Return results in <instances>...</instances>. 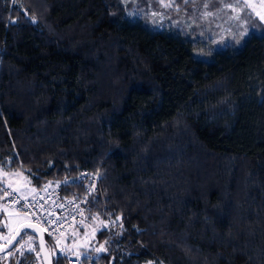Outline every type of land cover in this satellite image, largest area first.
Listing matches in <instances>:
<instances>
[{"label":"trees","instance_id":"16d2710c","mask_svg":"<svg viewBox=\"0 0 264 264\" xmlns=\"http://www.w3.org/2000/svg\"><path fill=\"white\" fill-rule=\"evenodd\" d=\"M205 1L159 28L156 0H0V162L35 188L99 173L84 264H264V30L204 48L179 18Z\"/></svg>","mask_w":264,"mask_h":264},{"label":"rangeland","instance_id":"374dc122","mask_svg":"<svg viewBox=\"0 0 264 264\" xmlns=\"http://www.w3.org/2000/svg\"><path fill=\"white\" fill-rule=\"evenodd\" d=\"M122 1L125 4L132 2V6L128 7L129 15L134 16L141 12L139 8L136 7V0ZM156 1V5H148L150 7L149 13L151 22L159 28H162L165 24L174 23L178 15L171 17L165 16L163 10L174 6L175 0ZM194 10L192 15L188 17L182 15L179 19H181V23L182 21H186L190 25L192 24L196 27L198 43L204 46V48L212 49L238 45L250 30H264V20L261 19V17L264 16V0H206L201 6L194 7ZM197 54L203 55L202 52H197ZM81 170L74 175L64 176V178L73 177L65 180L70 181L79 178V176H81ZM55 180L50 179L47 182L54 188L58 184L60 188L65 187L62 183L64 182L63 178ZM34 189L35 187L31 184L29 175L25 171L20 169H8L6 165L0 162L1 198H3L2 196H4L5 190L8 191V194L16 191L24 194L31 193ZM82 194L83 196L88 194L85 187L83 188ZM93 197V195H89V208ZM86 214L79 227L63 233L58 239L54 240L56 248L62 253H65L69 259L74 253H77L81 258V264H84L83 259L88 255L89 250L92 248L97 250L94 243V234L110 223L108 220L99 217H95L90 222H85ZM23 219H26L24 213L14 205H6L3 202L0 203V223L5 228L4 231H0V245L7 239L15 226ZM24 235V238L20 240L16 246L17 250H15V252L18 254L27 250H36L37 240L35 235L30 230L26 231ZM13 253L14 252L7 254L5 258H8ZM144 264L153 263L146 262Z\"/></svg>","mask_w":264,"mask_h":264},{"label":"built area","instance_id":"2783aa9c","mask_svg":"<svg viewBox=\"0 0 264 264\" xmlns=\"http://www.w3.org/2000/svg\"><path fill=\"white\" fill-rule=\"evenodd\" d=\"M80 173L79 178L68 181L65 179L73 177H65L63 178L65 183H62L68 186L70 183L72 185L83 182V188L85 187L88 196H83L84 193L67 195L59 184L54 188L49 182H45L31 193L22 194L16 191L8 194L5 190L4 199L23 212L27 221L39 224L45 235L54 241L63 233L82 224L83 217L89 209V195H94L97 190L99 173L85 169ZM80 261L81 258L77 253L69 259L70 264H81Z\"/></svg>","mask_w":264,"mask_h":264},{"label":"water","instance_id":"95a60500","mask_svg":"<svg viewBox=\"0 0 264 264\" xmlns=\"http://www.w3.org/2000/svg\"><path fill=\"white\" fill-rule=\"evenodd\" d=\"M23 229H29L35 235L42 264H53L52 249L43 229L39 224L27 220L18 224L9 241L0 248V254L8 251L15 245Z\"/></svg>","mask_w":264,"mask_h":264},{"label":"flooded vegetation","instance_id":"af4514ba","mask_svg":"<svg viewBox=\"0 0 264 264\" xmlns=\"http://www.w3.org/2000/svg\"><path fill=\"white\" fill-rule=\"evenodd\" d=\"M3 198V203H5L6 205H9V203H7L6 201H5V199H4V196H2ZM0 203H2V202H0ZM26 219H23L22 221H25ZM21 221V222H22ZM20 222V223H21ZM18 226V224L15 226V228H14V230L10 233V235H8V237H7V239L6 240H4L3 242H2V244L0 245V248L1 247H3L8 241H9V239H10V237H11V235L13 234V232L15 231V229H16V227ZM5 230V228L3 227V225L0 223V231H4ZM26 231H29V230H27V229H23L22 231H21V233H20V235H19V238L17 239V242L15 243V245L11 248V249H9L8 251H6V252H4V253H1L0 254V264H10V258H11V256L13 255V254H11L8 258H5V256L7 255V254H9V253H12V252H15V250H17V245H18V243H19V241L20 240H22L23 238H24V234L26 233ZM52 249V248H51ZM20 250V249H19ZM23 250H25V249H23ZM38 253H39V250H38ZM52 253H53V251H52ZM53 257H54V253H53ZM41 260V259H40ZM42 263V262H41ZM53 264H54V259H53Z\"/></svg>","mask_w":264,"mask_h":264},{"label":"snow or ice","instance_id":"6c2138e0","mask_svg":"<svg viewBox=\"0 0 264 264\" xmlns=\"http://www.w3.org/2000/svg\"><path fill=\"white\" fill-rule=\"evenodd\" d=\"M13 2H15V0H13ZM261 19L264 20V16H262Z\"/></svg>","mask_w":264,"mask_h":264}]
</instances>
